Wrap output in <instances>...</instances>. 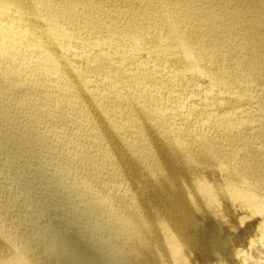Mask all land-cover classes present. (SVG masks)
I'll list each match as a JSON object with an SVG mask.
<instances>
[{"label":"rangeland","instance_id":"rangeland-1","mask_svg":"<svg viewBox=\"0 0 264 264\" xmlns=\"http://www.w3.org/2000/svg\"><path fill=\"white\" fill-rule=\"evenodd\" d=\"M2 1H8L10 6L1 5L0 13L10 11L17 18L18 25L9 28L4 23L0 26V53L7 55L9 51L28 64L41 62L46 65V74L54 79H68L65 82L68 84L72 82L70 77L61 74L62 64L68 57L73 64L74 60H90L94 54L101 55L103 49L115 50L120 58L133 55L141 60L145 66L139 72L153 74L173 87L182 85L183 88L179 91L170 89L164 97L161 85L153 88L146 83H137L138 89H133L122 85L120 80L113 81L110 75H100L101 82L111 83L119 95H130L142 102L149 91L162 103L155 107L159 113H171L188 120L194 111L200 110L203 124L204 118L211 122L217 116L215 98L219 99L221 106L226 104V99L247 104L234 108V112L227 113L229 116L237 114L245 119L254 114L261 117L264 74L260 73L257 45L260 40L264 41V0H131L132 8H123L126 0H0V3ZM37 7L55 18L64 17L65 23L55 20L31 34L30 26L37 27L32 20L37 24L45 22L37 14ZM89 13L110 20L114 30L83 28L81 22L89 20ZM209 15L225 17V25L232 31L228 43L223 44L210 36L189 45L172 36V31L181 27L178 34L185 39L182 27L190 28L191 25H202L201 30L205 31ZM0 18L4 19L5 15ZM123 20H132L138 27L135 30L125 27ZM146 38L157 40L154 48L145 42ZM232 54H235L232 72L239 75L235 77L238 88H232L229 79L219 76L213 66V62L219 59L221 65L216 69L229 73L228 57ZM156 60H161L162 66ZM75 64L73 69L79 72ZM90 65L94 68L96 62L92 60ZM46 74L43 78L48 81L50 77ZM86 76L89 82L93 81V76ZM18 77L22 79V76ZM24 83L21 81L17 85L23 86ZM94 89L99 90L98 87ZM102 94L105 95L104 90ZM182 101L185 103L179 104ZM63 109V106L58 107L60 111ZM139 114L142 116L141 112ZM137 116L140 117L134 114ZM259 126L256 122L247 127L241 122L228 124V135L246 134L249 127ZM206 128L203 126L202 134L198 136L199 140L205 139V146L212 142L208 139L216 138L213 141L218 145L231 149L225 126L214 124L212 129ZM165 132L159 136L165 134L166 141L173 139L176 143H180L179 140L186 142L197 133L192 125L185 126L176 137ZM225 134L220 141V136ZM181 135L184 139L180 138ZM182 145L180 143V147L188 148ZM211 154L209 156L215 159ZM16 158V155L5 156L4 164L14 163L16 167L34 165L33 159L16 162ZM46 164L48 185L35 184L43 206L37 209H32L31 205L25 207L26 221L11 227L14 235L10 240L4 242L0 239V264H103L109 259L111 244L100 235V230L111 234L120 243V252L130 258V261L121 260L122 264H264V210L256 211L257 201L264 198V194L252 197L251 191L246 190L249 181L245 177L240 182L241 187H233L231 181L237 179L223 173L229 164L218 166L216 172L210 161H205L202 165L210 176L199 182L192 180L188 183L183 176L172 178L171 199L162 203L163 216H157L160 212L152 207H149L150 212L140 209L144 201H139L138 204L132 202L137 208L134 209H140L137 218L131 215L134 209L125 210L116 201L127 196L132 200L134 187L125 191V186H121L118 193L116 184L91 183L88 178L78 175L75 166L59 173L61 170L49 169L53 165L50 160ZM14 174L19 181L20 173L5 172L0 168V219L13 215V208L24 200L23 187L15 185ZM102 184L108 185L106 191ZM115 191L116 195L119 194L117 197ZM146 195L147 192L140 194ZM59 203L64 206L54 208Z\"/></svg>","mask_w":264,"mask_h":264},{"label":"bare ground","instance_id":"bare-ground-1","mask_svg":"<svg viewBox=\"0 0 264 264\" xmlns=\"http://www.w3.org/2000/svg\"><path fill=\"white\" fill-rule=\"evenodd\" d=\"M1 5H4L5 8L10 6L8 1H2ZM37 6L40 8V4ZM128 6L132 8L131 0H126L123 4V8H128ZM38 7L37 14L45 19L46 23L37 24L32 20V24L37 27L30 26L31 34L34 35L39 28L46 27L45 24L55 20L60 24L65 23L64 17L58 18L57 16L55 18L48 11H41ZM0 15H5L4 19L0 18V26L4 23H7L9 28L18 25L17 18L14 14H10V11L1 12ZM88 16V21L81 22L83 28L114 30L111 22L109 23L110 20H102L94 13H89ZM121 22L125 27L133 30L138 27L132 20ZM201 26L182 27L186 33L185 39L179 37L178 30L181 27L174 29L172 36L178 42L183 41L189 45H194L204 38H210V36L216 41H222L223 44L228 43V37L232 31L227 29L223 15L215 17L209 15L208 23L205 25L206 30L202 31ZM141 36L143 39L145 38V35ZM249 36H252L251 33ZM152 40L154 41L146 38L145 42H149L148 44L154 48L157 40ZM30 41H33L32 38ZM263 47L264 41L260 40L257 45V55L262 74H264ZM103 50V54H94L90 60L86 58H81L80 61L74 60L79 72H75L74 63L72 64V59L68 57L62 64L61 74L65 78H71L72 82L69 84L65 83L68 79H54L46 74V65L41 62L28 64L9 51L7 55H4V52L0 53V168L5 172L20 173L21 179L18 181V177L14 174L13 180L15 185L23 187L25 193L23 202L16 204L13 208V215L0 219V239L2 241L7 242L13 237L11 229L13 225H20L26 221L28 217L25 216V207L31 205L32 209H37V207L43 206L35 184L40 182L42 185H48L46 178L49 175L46 164L48 160L53 164L49 169H58L61 170L59 172L61 173L65 168L75 166L78 175L88 178L91 183L112 182L118 186L116 191H119L121 186H125L123 190L134 187L135 192L131 196L132 200L128 196L119 197L116 200L117 203H121L125 210L126 208L129 210L135 207L132 202L144 201L140 205L141 207L138 206V209L140 207V209L150 212L149 207H152L160 212L157 213V216L160 217L163 216L162 203H168L171 199L170 183L172 178L183 176L188 183H192V180L197 182L200 179L204 180L205 177L210 176L202 165L207 160L210 161L212 169L216 172L218 166L224 163L229 164L228 168L223 169V173L237 179L231 181L233 187H241L240 182L245 177L249 181L246 190L251 191L252 197L254 194L255 197L264 194L263 100L261 101L263 106L261 117L254 114H250L245 119L237 114L229 116L228 112L234 108L245 107L247 104L226 99V104L221 106L218 98H215L217 116L211 122L208 118H204L206 122L202 123L203 116L200 110L194 111L191 119L188 120L181 116H172L171 113L164 115L159 113L158 107L155 108L158 104L162 105L159 98L153 97L149 91L140 102L139 98L126 94L119 95L111 83L101 82L100 75H110L113 81L120 80L122 85H129L133 89H138L137 83H146L153 88L161 85L164 89V97H167L166 92L170 89L181 90L182 85L173 87L168 81L158 79L153 74L139 72L145 64L133 55L120 58L115 50ZM58 53L61 54L60 51ZM234 57L235 54L228 57L229 73H222L216 69L221 65L219 59L213 62V66L219 76L229 79L232 88H238L235 77L239 75L232 72ZM92 60L96 62L94 68L90 65ZM112 62L117 65H113ZM156 63L162 66L161 60H156ZM119 64H122V67H119ZM146 65L148 64L146 63ZM17 66H20L21 69H18ZM50 67L52 68V66ZM85 72L93 76L92 82L88 81ZM43 74L50 77L48 81L44 80ZM18 76H22V79H19ZM21 81L25 82L24 85H17ZM79 83L82 87L78 86ZM95 87H98L99 90L95 91ZM102 90L105 91V95L102 94ZM223 92L229 91L223 90ZM171 100L173 101L174 97ZM183 103L185 102L182 101L179 104ZM59 106H63L64 109L58 110ZM139 112L142 113V116ZM134 114L140 117H134ZM252 119L260 126L249 127L246 134L228 135V124L241 122L247 127L255 123L250 121ZM211 123L225 126L224 130L230 138L231 149H227L222 144L218 145L213 141L216 138L208 139L212 140L208 147L205 146L204 138L199 140L198 136L202 134L201 128L206 126V129H212L213 125L208 126ZM190 125L197 133L192 135V138L188 136L191 139L187 140L186 133L183 134L186 142L179 140L181 145L183 144L182 146L184 144L188 146L186 149L180 147L178 141L176 143L171 139L172 136L169 141L163 138L165 134L159 136L162 131H166L168 136L175 135L176 137V133L178 134L185 126ZM226 134L219 135L220 141ZM183 136L181 135L180 138L184 139ZM175 139L178 140V138ZM120 152L122 153L120 154ZM211 153L214 154L215 159L209 156ZM11 155H16V162L25 160L29 162L33 159L34 165L30 167L25 164L16 167L14 163L4 164V157ZM102 188L106 191L108 185L103 186L102 184ZM116 191L114 195H116ZM142 192H147V195L140 196ZM62 206L64 205L59 203V206H54V208L61 209ZM136 209L131 213L134 218L139 216L140 209L138 211ZM257 210H264V198L257 201ZM98 232L111 244L109 259L103 264H122L121 260L130 261L125 253L120 252V243L116 242L111 234L105 230Z\"/></svg>","mask_w":264,"mask_h":264}]
</instances>
